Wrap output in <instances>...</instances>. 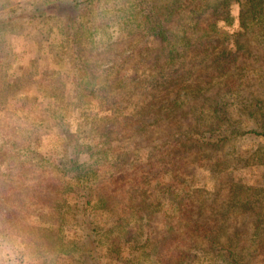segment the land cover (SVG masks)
<instances>
[{
	"label": "trees",
	"instance_id": "trees-1",
	"mask_svg": "<svg viewBox=\"0 0 264 264\" xmlns=\"http://www.w3.org/2000/svg\"><path fill=\"white\" fill-rule=\"evenodd\" d=\"M117 3L45 0L27 12L32 19L55 16L72 30L66 56L75 79L83 81L76 99L95 102L98 110L84 137L62 125L66 141H73L70 155L30 160L47 169L46 177L37 178L44 183L42 202L52 210L62 187L59 167L83 180L78 156L111 151L118 165L107 179L94 181V198L87 199L114 218L103 243L110 255L119 259L120 242L135 239L123 264L135 252L137 264H264V182L247 183L233 174L264 168V0H123L114 15ZM106 5L113 7L100 10ZM104 22H115L119 34L103 41L104 56L95 60L80 40ZM102 62L111 63L109 70L98 69ZM48 99L51 121L57 114ZM246 134L260 142L240 150L238 139ZM197 172L221 176L223 187H196ZM159 194L166 195L165 209ZM131 214L145 224L126 222ZM156 216L162 225L157 232L151 229ZM89 230L93 245L96 226Z\"/></svg>",
	"mask_w": 264,
	"mask_h": 264
},
{
	"label": "rangeland",
	"instance_id": "rangeland-1",
	"mask_svg": "<svg viewBox=\"0 0 264 264\" xmlns=\"http://www.w3.org/2000/svg\"><path fill=\"white\" fill-rule=\"evenodd\" d=\"M44 1L0 0V264H123L121 261L137 241L120 242L124 248L120 260L110 255L103 243L109 238L106 230L113 226L114 218L101 211L95 201H87L94 198V181L107 179L110 169L118 165L111 151L105 156H89V153L78 156V163L83 165V175L86 176L83 180L76 181L75 170L59 167L57 176L62 187L54 197L51 211L45 201L42 202L45 197L40 196L45 193L41 186L44 183L37 178L40 175L46 177L47 169L34 163L70 155L73 141H66L64 127L72 134L79 131V136L84 137L87 122L98 111L95 102L88 106L85 101L78 104L76 99L83 81L75 79L66 56L73 43L72 30L66 29L62 20L55 16L29 18L27 12ZM122 2L120 0L121 5ZM121 5L115 4L112 14L116 15ZM112 7L106 5L100 10L108 11ZM237 13L238 7L232 6V16L236 17ZM236 26L235 19L229 30ZM118 34L115 22H104L95 32L87 30L80 44L84 46V52L90 51V56L96 60L98 56H104L103 41L109 37L114 40ZM110 65L102 62L98 69L109 70ZM96 74L102 73L97 71ZM48 97L52 98L50 109L57 114L51 121L46 119ZM84 123L85 127L78 128ZM258 142L259 136L246 134L238 139V148L254 149ZM24 146L31 150H24ZM141 159L143 161L139 159V162L145 164L146 158ZM34 165L36 173H28ZM233 174L236 179L241 178L247 183L264 182V168L261 166L238 169ZM193 176L196 187L209 191L223 187L221 176L204 172ZM157 198L165 209L166 195L159 194ZM125 218L126 222L132 219L131 225L146 222L132 214L125 215ZM154 219L159 224L158 217ZM158 224L151 229L159 231L162 225ZM95 226L98 231L93 233L95 243L89 245L87 234L89 228ZM140 242L141 239L137 244ZM94 246L98 247L87 258L86 253ZM137 260L138 253L135 252L129 264H137ZM207 262L203 260L199 264Z\"/></svg>",
	"mask_w": 264,
	"mask_h": 264
}]
</instances>
